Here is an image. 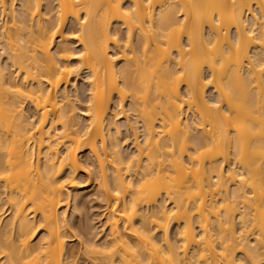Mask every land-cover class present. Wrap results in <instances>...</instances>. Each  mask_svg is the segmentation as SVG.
I'll use <instances>...</instances> for the list:
<instances>
[{
    "label": "bare ground",
    "instance_id": "6f19581e",
    "mask_svg": "<svg viewBox=\"0 0 264 264\" xmlns=\"http://www.w3.org/2000/svg\"><path fill=\"white\" fill-rule=\"evenodd\" d=\"M43 1L22 0L20 15L16 0H0L6 23L11 16L0 42L17 79L0 63V188L11 215L0 236L5 264H72L60 209L93 167L110 236L88 251L102 262L264 263V0H48L54 8L46 12ZM116 23L126 30L124 49ZM82 74L90 93L81 113L87 124L78 129L62 86ZM129 90L139 110L129 126L133 174L111 135L119 133L115 102L130 121ZM30 213L44 229L34 246Z\"/></svg>",
    "mask_w": 264,
    "mask_h": 264
},
{
    "label": "rangeland",
    "instance_id": "374dc122",
    "mask_svg": "<svg viewBox=\"0 0 264 264\" xmlns=\"http://www.w3.org/2000/svg\"><path fill=\"white\" fill-rule=\"evenodd\" d=\"M43 3V11L46 12L47 7L48 8H54L51 4V1L45 0ZM22 6V0H16V10L18 11V14L20 13V9ZM48 10V9H47ZM22 15V12L20 13ZM48 18H51L49 16ZM8 23H6V18L4 15L0 14V33L5 26L11 25V16L8 17ZM6 23V24H5ZM28 24H32L31 29L36 28V20L28 22ZM71 23L68 22L66 26V32L70 33L72 32L70 30ZM30 29V28H29ZM29 30H27L28 32ZM113 31L116 32V36L119 39L120 45L124 49L126 44V30L121 27L118 23L116 25H113ZM26 34V31L24 32ZM1 35V34H0ZM231 36H235V31H231ZM1 39V38H0ZM137 37H135V48H137V54L140 55L141 49L139 48L140 45H137ZM1 41V40H0ZM58 45H56L52 52L55 53ZM112 50L116 53L117 48L112 46ZM141 47V46H140ZM129 52V49L126 48ZM140 51V52H139ZM8 48L5 45V43L0 42V63L1 66L5 69L7 78H11L14 80L16 79V74L14 72V68L11 66L10 60L8 59L9 53ZM121 55V53L119 54ZM125 60L120 59L119 65H124ZM204 73L206 77H209L210 72L207 68H204ZM85 74L77 76L76 79H72L71 83L64 87L62 86V92L65 91L71 101V104L74 107V113L72 114L71 118L74 120V122L77 123L76 128L78 129H84L87 122L84 116L81 115L83 108L87 105L88 99H89V93H90V87L87 81V78H85ZM21 77L19 79V82L22 81ZM184 90V89H183ZM214 92L209 91L208 96L209 98L214 99L213 96ZM65 103V100L63 98L62 93L59 95V105L63 106ZM137 105V104H136ZM133 103V95L131 90L126 92V98L124 101L123 109L126 111L127 116L129 117L130 121L127 122L124 118H122V114H119L120 107L115 102V105L112 107V117L116 120V125L119 129V133H114V130L111 132L112 137H116L118 139L119 143V150L123 156L124 164L123 167H127L130 171L129 174H133V169H131L132 162H129V160L134 158L135 156V136L133 131L129 126H134L135 122L134 120L137 118V115H139V110L137 106ZM24 114L27 115V117L30 120L35 121L36 117V111L34 107L28 103L25 102L24 105ZM116 115V116H115ZM115 116V117H114ZM121 116V117H119ZM185 116L191 117L190 114L188 115L185 113ZM156 125H160V121H156ZM111 127V126H110ZM141 130V131H140ZM58 131H61V127H58ZM59 133V132H58ZM139 140L143 141V127L141 126L139 129ZM136 133V134H137ZM137 134V135H138ZM110 135V133H109ZM194 138H197L199 134L197 132H193L192 135ZM189 146L192 149V147H195L197 144L195 142V139H192L189 142ZM81 160L83 162H86L87 160H90V155L88 151L83 153V156L81 157ZM134 166V165H133ZM132 166V167H133ZM126 168V170H127ZM125 172V170L123 171ZM127 173V172H125ZM66 175V171L62 173V177L64 178ZM126 175V174H125ZM97 182V169L95 167L92 168L90 174H80L77 179V184L75 187H69V203L67 208L63 207L60 209V212H65V219L66 221L63 222V228L62 231L66 234V258L68 261H71L72 264H107L106 261L102 262L100 259L96 257V255L92 254L88 251L90 249V245L95 243L97 245H100L101 243H105L109 239L110 234V227L107 222V207L106 202L104 200V197L100 193L99 189L94 187L95 183ZM2 186V184L0 185ZM7 194H4V190L2 187L0 188V224L2 227L0 236H2L1 240H5L4 235V228L6 226V223L8 220H10V216L7 211L9 210V204L7 202ZM161 200L159 199V202ZM31 212V211H29ZM32 217H34V223L36 226V232L31 238V245H36L40 240L42 235H44V229L43 226L39 224L40 215L39 214H33L30 213ZM34 215V216H33ZM239 218H237V230L239 231L240 225H239ZM178 226L176 224H172L169 229V238L174 241L176 239V234ZM17 235V231L13 232V236ZM153 233L158 237H162V232L159 230L153 231ZM15 235V236H16ZM3 254H0V258H2ZM242 256L240 253H238V257ZM1 264H5V259H1ZM113 264H119L117 260ZM264 264V263H260Z\"/></svg>",
    "mask_w": 264,
    "mask_h": 264
}]
</instances>
